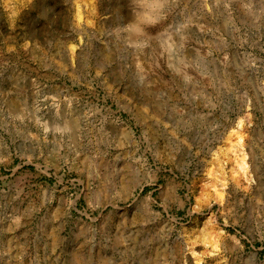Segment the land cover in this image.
Instances as JSON below:
<instances>
[{"label": "rangeland", "instance_id": "374dc122", "mask_svg": "<svg viewBox=\"0 0 264 264\" xmlns=\"http://www.w3.org/2000/svg\"><path fill=\"white\" fill-rule=\"evenodd\" d=\"M0 0V264H264V0Z\"/></svg>", "mask_w": 264, "mask_h": 264}, {"label": "clouds", "instance_id": "9594fccd", "mask_svg": "<svg viewBox=\"0 0 264 264\" xmlns=\"http://www.w3.org/2000/svg\"><path fill=\"white\" fill-rule=\"evenodd\" d=\"M132 19L122 26L132 37L142 38L166 19L167 0H131Z\"/></svg>", "mask_w": 264, "mask_h": 264}]
</instances>
